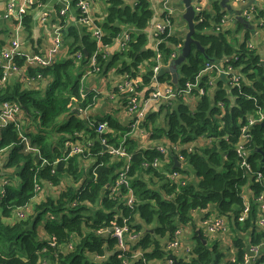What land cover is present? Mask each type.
I'll use <instances>...</instances> for the list:
<instances>
[{
    "label": "trees",
    "instance_id": "1",
    "mask_svg": "<svg viewBox=\"0 0 264 264\" xmlns=\"http://www.w3.org/2000/svg\"><path fill=\"white\" fill-rule=\"evenodd\" d=\"M107 6L108 15L101 23L103 30L109 32L103 37L104 45L111 44L119 37L125 26H135L139 31L138 40L131 43V47L125 52L132 59V63L124 61L121 68L122 73L136 78L139 64L146 59H152L156 54L155 49L147 46L149 34L146 28L154 17L151 4L149 0H107ZM213 8H205L196 14L194 37L204 46L205 53L198 51L193 45L188 59L175 65L180 74L177 84L180 86L187 80H193L207 59L218 60L233 55L238 56L237 60H231L234 67L242 66L244 73L241 88L226 89L220 82L214 95H205L193 109L180 100H173L168 107L167 104L162 105L161 111L166 116L167 127L153 128L151 139L159 140L164 137L170 144L190 142L202 135L214 139L212 144H205L197 151L186 154L190 168L175 166L173 162L175 168L187 176V181L179 188L162 170L152 167L144 169L146 161L162 156L157 149L158 145L139 148L134 137L127 138L123 146L133 153L129 175L138 202L134 213L122 205L119 196L111 198L103 193L105 185L115 180L116 170L122 162L113 160L108 154L96 155L91 160H87L86 154L69 157L63 147H60L66 139L74 138L78 132L84 130L94 140L93 153L103 149L94 128L73 110L75 106L85 108L90 100V97L83 99L81 96V76L77 77L79 71H73L75 61L70 56L81 50V62L85 63L97 50V42L89 31L83 39V47L74 40L72 51L65 60L62 59L63 62L58 60L49 67L28 68L26 74L14 73L5 85L0 84V105L6 100L19 103L26 117L30 119L29 125L35 126L38 131L36 134L31 131L24 132V124L19 129L15 123L1 130L0 150L8 152L3 167L15 168L17 179L12 182L5 176L9 182L0 187V264H123L124 258L116 250L117 240L110 234L98 233L101 227L113 225L114 217L119 212L117 207L122 208L125 215H131L136 230L143 231L138 244L142 246L149 260L164 256L162 239L174 235L182 225H189L196 209L214 205L219 213L227 214L229 218L238 216L243 205L242 187L249 179L240 167L235 151L241 126L239 120L252 113L258 105H264V65L262 55L256 48L249 49L240 38L229 39L227 34L232 30H219L227 13L219 1L213 2ZM30 22L31 17L25 14L24 25L29 26ZM249 25L241 23L234 33L246 29L245 37H250ZM184 40L185 38H178L174 34L165 36V40L159 45L163 60L170 63L175 61L176 58L172 59L170 56L175 50L171 43L183 45ZM2 44L0 40V49ZM23 62L24 60H18V64ZM98 62L103 71L106 62L102 54H99ZM50 73H54L55 80L44 93L42 89H36L23 81L25 76L39 79ZM12 76H16V80ZM2 77L3 70L0 68V79ZM152 77L153 70L150 68L142 76L143 85L150 86ZM163 81L177 86L170 74L159 78V82ZM137 91H140L139 87ZM219 100L225 102L224 116H219L221 110L216 105ZM175 101L178 102L176 105ZM63 114L66 119L60 121L59 117ZM148 119L154 121L155 116L149 114ZM105 120L110 127L104 134L109 143L120 145L122 135L132 132L131 125L124 126L114 117H107ZM53 133L64 135L56 141L54 147L48 139L49 134ZM20 134L30 137L31 146H38L41 155L48 159L49 164L42 165L41 158L26 151ZM253 134L251 160L255 168L264 172V126L257 124ZM94 169L98 173L97 178H94ZM190 170L198 178L197 181L188 178ZM81 180L85 182L79 187L77 183ZM43 181H52L54 185L64 183L65 187L58 195L48 196L35 204L33 213L27 218L15 220L14 213L20 207L30 204L37 194V182ZM171 194L175 196L170 197ZM138 217L140 221L136 220ZM6 218L14 222L6 221ZM117 221L123 223L121 218ZM233 225L239 232L233 246L237 258L235 261H224V264H241L247 247L260 243L264 237V233H257L254 227L251 228V221L244 225L234 222ZM150 228L153 231L146 230ZM40 229L47 234L45 238L40 235ZM244 233H247L248 239ZM53 237L56 238L55 245H51ZM204 238L195 234L194 254L188 262L179 258L180 264L221 262L226 253H218V245L204 243ZM134 264H140V261ZM256 264H264V252Z\"/></svg>",
    "mask_w": 264,
    "mask_h": 264
},
{
    "label": "built area",
    "instance_id": "2",
    "mask_svg": "<svg viewBox=\"0 0 264 264\" xmlns=\"http://www.w3.org/2000/svg\"><path fill=\"white\" fill-rule=\"evenodd\" d=\"M68 5H75L79 10V21L85 25L87 31H89L92 37L96 40L98 48L91 55L90 60V73H98L102 71V67L98 62V56L100 54V48L103 44V37L105 36V31L101 23L106 19L105 17L92 16L90 12V4L88 0H66ZM169 0H163L164 13L163 18L157 22L153 36L157 44V53L152 58L153 65V77L152 81H157L156 87H154L148 94L140 96L137 91L138 79L131 78L126 75L127 80L125 84L120 86L119 97L126 95L122 98L125 102V108L131 115V121L129 125L132 127V132H127L122 135V140L120 145H114L109 143L108 138L104 136L107 131L110 130L109 123L104 118L101 120L91 121L88 125L94 128L95 132L98 134L100 143L102 144V150L93 153L92 147L94 144L93 138L88 136L84 130L77 133L74 138H68L63 142V150L68 153V156H74L75 154H86L87 160L94 159L96 155L108 154L113 160L122 162V164L116 170V178L111 183H108L104 187L103 193L108 194L109 197L119 196L124 207H128L132 213L135 211V206L137 205V197L131 186V176L129 171L132 164L133 153L128 152L124 148V143L130 134L133 133L134 129L140 128L146 125L148 116L151 110V105L155 101L162 100L163 104H172L173 100H180L190 107L197 106L199 100L205 95L213 96L218 83H223V88H241L243 78L242 66L234 67L232 58L238 59V56H224L218 60H206L203 64L202 69L198 72L193 80H187L184 84L174 87L171 82H168L164 87L160 84L159 79L156 80V75L162 66H165L163 61V54L159 50V44L165 40V36L172 35L173 30V16L175 14V9L168 6ZM36 4L35 0H21L17 3L16 0H9L6 12L4 14L5 19L12 18L17 27L24 26V16L27 14L29 8ZM197 12L205 8H202L200 4L196 5ZM67 13V9H61L60 11V21L55 23L53 27L52 44L50 48L40 51V52H28L22 47L19 37H14L11 39L10 43L0 49V68L3 70V77L0 79V84L5 85L7 81L10 80L11 75L14 73L23 75L27 73L28 68L37 69L44 68L54 65L57 62V57L60 55L61 50L64 46V30L66 26V20L64 19ZM259 13L258 5H251L250 7L243 10L242 16L245 18L247 23L251 24L253 19L256 18ZM226 18L224 19L225 22ZM219 30L221 27L219 26ZM244 29L242 32L237 34V38L241 39V42L245 41L249 49H255L256 46L253 43L251 36L245 37ZM165 33L167 35H165ZM123 44H129L131 42V36L128 31L121 33ZM175 46V50L171 53V58H177L179 55V49L182 44L171 43ZM61 56V55H60ZM66 56H69V52L66 51ZM74 58L75 66L80 65L83 58V53L81 50L70 55ZM18 60H24L22 64H18ZM262 63H264V55L262 56ZM40 77L41 74H38ZM82 96V95H81ZM83 98V97H82ZM182 98L185 101H182ZM85 99V98H83ZM217 107L221 110L219 116H224L225 114V102L222 100L217 101ZM77 107V106H76ZM194 107V108H195ZM167 109V108H165ZM193 109V108H192ZM23 110L19 103L15 101H3L0 105V135L3 127L11 123H15L17 128H21L23 121ZM240 133L238 141L235 144V151L239 158V165L249 176L248 182L243 185L241 196L243 200L242 208L238 216L231 217L226 214H221L215 208L212 211L208 210L201 217L200 224L201 229H204L208 238L211 240H216V237L223 233L225 230L229 231L231 224H227V219H231L239 224H246L251 221V228L254 227L257 233H264V172L261 169L255 168L252 157V140L254 137L253 129L257 124H264V105H258L252 113H248L244 119L239 120ZM146 135L150 137L151 131L146 130ZM85 134V135H84ZM25 142V149L28 152H32L37 158L42 159V165L49 164L47 158L43 157L40 153L38 147L31 146L28 137L20 134ZM213 138L202 135L190 142L179 141L175 144H160L157 146L158 151L162 156H158L153 160L146 161L144 163V169L155 168L162 170L166 177L173 183L178 185V188L187 181V176L181 170L175 168L173 162L175 163V158L181 163V167L185 168L187 165V153H192L203 147L205 144H212ZM144 146H140L142 148ZM4 149L0 150V168L3 167L6 159V155L2 154ZM175 155V157L173 156ZM67 158V157H66ZM58 160L55 161L57 163ZM89 163V161H87ZM99 166V165H97ZM55 172V169H52ZM94 178H97L98 173L96 169L93 170ZM9 182L8 178H4L3 184ZM85 180H81L77 183L80 187L84 184ZM41 184V185H39ZM37 194H41L45 189H50L57 187L52 181H43L36 185ZM35 196V197H36ZM175 194H171L170 197H174ZM74 205V204H73ZM119 212L114 217L113 225L103 226L98 230V233L110 234L111 237L117 240L116 250L119 252V256L124 258L123 264H134L138 260L140 264H151L152 261H157L158 264H180V259L182 261L188 262L194 254V245L187 246L184 250L183 255H179L181 249V242L179 239V231H176L174 235L167 236L163 241V249L165 254L161 258L154 260H149L145 255V251L139 241L142 239L143 231H138L133 226L135 221H131V215L127 216L124 214V210L117 207ZM195 211V210H194ZM32 212V203L20 207L13 215L15 220L25 219ZM122 219L123 223L120 224L117 220ZM137 221L141 219L136 218ZM193 224L192 221L188 226ZM230 234L233 237L239 234L235 229L230 230ZM245 237L248 239L247 233H244ZM51 245H55L56 238H51ZM72 248V245L70 244ZM233 248V247H232ZM264 252V237L258 244H253L247 247V252L245 254L244 260L241 264H256V261L260 260L262 253ZM97 258H102L97 256ZM236 255L233 253L230 260L235 261Z\"/></svg>",
    "mask_w": 264,
    "mask_h": 264
},
{
    "label": "crops",
    "instance_id": "3",
    "mask_svg": "<svg viewBox=\"0 0 264 264\" xmlns=\"http://www.w3.org/2000/svg\"><path fill=\"white\" fill-rule=\"evenodd\" d=\"M8 1L9 0H0V40L3 43L1 46L2 48L6 47L10 43L11 39L16 36L19 37L22 47L25 51L40 52L50 48L52 44L53 27L55 23H58L60 21L59 19L61 9H67V13L64 17V19L66 20V26L64 30L65 44L64 52L62 53V56L59 55L57 57V61L59 60V62H63L67 58L66 51H68L69 53L72 51V43L75 39L78 42L77 44L83 47V39L88 32L85 25H83L79 21V10L75 5H68L66 0H35L36 4H34V6L29 8L27 11V14L31 17L30 25H24L23 27L19 28L17 27L15 21L12 18H4ZM16 1L17 3H19L21 0ZM215 1L220 2V0ZM249 1L250 0H230V9L221 5L222 8L225 9V11H229H227L228 16L226 18V21L222 22L221 24V30L225 32L228 30H232V32H229L227 34L229 39L237 37L235 33L237 31V27H239L242 22L240 18L245 20L242 16V7L246 5ZM88 2L90 4V12L92 16L100 18L108 15L107 0H88ZM149 2L153 9L154 17L149 26L146 28V31L149 34L147 46L155 48L156 41L152 34L154 33V29L157 22H159L165 15L164 4L163 0H149ZM195 2L196 5L200 4L202 8H212L211 10L214 9L213 3H211L209 0H195ZM168 6L175 9L172 34H174L178 38H186L188 32V24L183 18V13L185 12V5L183 3V0H169ZM249 30L251 39L255 44L256 49L263 56L264 1H261L259 13L257 14L256 18L253 19V22H251V24L249 25ZM124 31H128L131 36V42L129 44V47L127 46L128 43L125 45L123 44L121 34L119 35V37L115 38L111 44L101 46L100 54H102L106 62L103 71L98 73H90L91 60L89 59L85 63L80 62V64L83 66L80 72L82 74L85 73L84 79L83 77H81V84L82 86H86V88H81V95L83 98L90 97V100L89 104L85 108H82L81 106H75L73 110L76 112L75 109L78 108L80 110V113L76 112L77 116L80 117L87 124H89L91 121L101 120L103 118L107 119V117L116 118L124 126H127L131 121V115L125 108L126 102L119 97L120 86L124 85L125 80H127L128 78L126 77L127 74L121 72V68L123 67L124 61H127L129 64L132 63V59L129 55H126L125 52L131 47V43L136 42L138 40L139 31H137V28L132 25L123 27L122 32ZM108 33V31H105V35ZM232 33L234 37L232 36ZM164 62L165 66L173 68V70L178 73L179 78L180 74L179 71L175 69L174 61H172V63H170V61ZM152 65L153 60L149 58L141 62L138 66V75L136 79H138L137 87L140 88V96L146 95L151 90L152 84L150 86L146 84L143 85L142 76L146 74L150 68H152ZM167 74H170L173 80L172 74ZM53 75L54 73H50L47 76L39 79L29 78L25 76L23 81L30 83L36 89H42L44 93V91L49 88L54 82L55 78L53 77ZM12 79L16 80V76H12ZM168 82L169 81H163L160 82V84H162L164 87L166 84H168ZM177 86H179V84H177ZM125 97L126 95L122 96V98ZM176 103L178 102L175 101L174 105H176ZM162 105V100L153 102L149 114L155 116L154 121H152V119H148L146 121L145 126L134 129L133 133L130 134V137H134L137 140L139 146L147 147L149 145L155 146L170 143L164 137L159 140H153L150 137L145 136L147 134L146 130L151 131L152 133L153 128L167 127L166 116L164 114V111H161ZM194 107L195 106H192L191 108ZM65 119L66 116L64 114L59 117L60 121H64ZM61 137H64V135H58V139ZM190 172L194 175L193 180L197 181L195 179V174L191 170ZM2 178H5V175H3L0 179ZM60 185L62 186V189L65 187L64 183ZM45 190L38 196L34 197L31 202H38V200L42 198L43 194L45 193ZM45 196L46 197L43 200H45L48 196H51L48 193V189L45 193ZM213 209H215L214 205H211V207H207L204 209H196L195 211H193V224L190 226H181L179 231V239L181 242V249L179 251V255H183L184 250L187 246H196L195 234H197L199 237L204 236V239L207 240V243L209 245H213L214 243H216L218 247H220L221 249H225V252L227 250H230L232 251V253H234V248L232 247L234 246L235 237L230 234V230L232 229L231 227L235 229L232 220L227 219V224H231L229 231L225 230L223 233H220L214 241L208 238V234L204 229H201V217L206 213V211H212ZM6 221L13 222V220L11 221L10 218H6ZM197 230L202 231V233L199 232L200 234H198ZM40 235L45 238L47 234H45V232L40 229ZM163 241L164 239H162V243ZM151 264H158V262L152 261Z\"/></svg>",
    "mask_w": 264,
    "mask_h": 264
},
{
    "label": "water",
    "instance_id": "4",
    "mask_svg": "<svg viewBox=\"0 0 264 264\" xmlns=\"http://www.w3.org/2000/svg\"><path fill=\"white\" fill-rule=\"evenodd\" d=\"M209 1L211 3H213L215 0H209ZM261 1H263V0H260V1H258V0H250L242 8L244 10V9L250 7L251 5H258L259 8H260ZM220 2H221V5L223 7H227L228 9H230V6H231L230 0H220ZM183 3L185 5V12L183 13V18L188 24V32H187V35H186V38L184 40V43H183L182 47L179 49L178 57L176 59L174 58L175 59V61H174L175 65H180V64H182L183 62H185L188 59L189 55L191 54V52L193 50V45L196 46V49L198 51H201L202 53H205L204 46L197 39H195V37H194V34L196 32V26H195V17H196V14H197L196 2H195V0H183ZM227 11H226V13H227ZM227 16H226V18H227ZM240 20H242L241 23H243V24H247V22H248V21L243 20L241 18H240ZM118 24L119 23H117V25ZM152 36H153V34H152ZM156 48H157V44H156V47L153 48V49H155V51L157 53V49ZM159 50H160V48H159ZM84 51L87 52L86 49H84ZM262 64L264 65V63H262ZM82 68H83L82 65L75 66L74 67V71L76 73H77V71H79V74H77V77L79 75V76L83 77V79H84L85 73L82 74L80 72L82 70ZM167 73H171L172 74V76H173V80L172 81H173V83L177 84V82H178V79H177L178 78V73L176 71H174L173 68H171L169 66H162L161 67V69L159 70V72L156 75V80L159 79L162 76H165ZM151 84H152V87H151V90H152L154 87H156L157 81L153 80ZM75 110H76L77 113H80V110L78 108L75 109ZM263 126H264V124H263ZM262 155H263V161H264V151H262ZM175 166H180V163H179V161L176 158H175ZM146 230L147 231L148 230L149 231H153L152 228L146 229ZM197 232L199 234V230H197ZM203 241H204V243H207V241L205 239Z\"/></svg>",
    "mask_w": 264,
    "mask_h": 264
},
{
    "label": "rangeland",
    "instance_id": "5",
    "mask_svg": "<svg viewBox=\"0 0 264 264\" xmlns=\"http://www.w3.org/2000/svg\"><path fill=\"white\" fill-rule=\"evenodd\" d=\"M264 1V0H263ZM237 35V34H236ZM232 36L234 37V35H233V33H232ZM64 52V46H63V48H62V50H61V53H60V55L62 56V53ZM64 58V57H63ZM81 65V64H80ZM75 78H76V76H75ZM82 88H86V86L85 85H83L82 86ZM122 99V98H121ZM120 99V100H121ZM182 101H185L183 98H182ZM21 120L23 121V124H24V132H29V131H31L33 134H36L38 131H37V129H36V127L35 126H33V125H29V122H30V119L28 118V117H26V114L23 112V117H21ZM48 136V135H47ZM46 136V137H47ZM48 139H49V142L51 143V145L54 147L55 146V143H56V141L58 140V135H57V133H53V134H49V137H48ZM28 140H29V143H30V137H28ZM34 147H38V146H34ZM60 147L62 148L63 147V144H61L60 145ZM60 148V149H61ZM5 151V153H7V151L6 150H4ZM4 151H2V154L4 153ZM4 155H6V154H4ZM37 156V155H36ZM1 159H6V156L4 157V158H1ZM187 167L188 168H190V165H187ZM192 170V169H191ZM193 171V170H192ZM15 168H10V167H3V168H0V178L3 176V175H5V176H7L12 182L13 181H15L17 178L15 177ZM194 172V171H193ZM11 176H13L12 178H11ZM193 177H194V175L191 173V172H189L188 173V178L192 181L193 180ZM195 179L197 180V177H196V175H195ZM155 180H157L156 178H155ZM3 181H4V178H2V179H0V184L1 185H3ZM62 191V186L61 185H57V187H54V188H50L49 190H48V193L51 195V196H53L54 197V195H58L60 192ZM47 192V189L45 190V193ZM45 193L43 194V196H42V198H40L39 200H38V202H40L41 200H43L46 196H45ZM38 202H34V203H32V212L31 213H33V211H34V208H35V204H37ZM15 219V218H14ZM14 222V221H13ZM232 229H233V227H231ZM234 230V229H233ZM211 243H214V242H211ZM53 245V244H52ZM217 252L218 253H220V254H223L224 252H225V249H221L220 247H218V249H217ZM226 255H224L222 258H221V262L219 263V264H224V261H228V260H230V258H231V254H232V251H230V250H227L226 252ZM43 264H52L51 262H42Z\"/></svg>",
    "mask_w": 264,
    "mask_h": 264
}]
</instances>
